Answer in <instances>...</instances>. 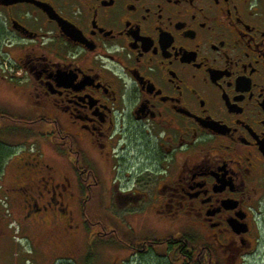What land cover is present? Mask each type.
I'll list each match as a JSON object with an SVG mask.
<instances>
[{
	"label": "flooded vegetation",
	"instance_id": "af4514ba",
	"mask_svg": "<svg viewBox=\"0 0 264 264\" xmlns=\"http://www.w3.org/2000/svg\"><path fill=\"white\" fill-rule=\"evenodd\" d=\"M1 127L0 264H264V0H0Z\"/></svg>",
	"mask_w": 264,
	"mask_h": 264
},
{
	"label": "rangeland",
	"instance_id": "374dc122",
	"mask_svg": "<svg viewBox=\"0 0 264 264\" xmlns=\"http://www.w3.org/2000/svg\"><path fill=\"white\" fill-rule=\"evenodd\" d=\"M2 130H0V139L2 138V140L0 141V146L4 147L6 149L9 150H13L14 152L18 151L21 149L22 145L19 144L22 139L27 138L24 135H18L15 134L13 131L10 130H4L3 127H1ZM10 172L8 171V174ZM11 178V176H10ZM9 179V178H8ZM13 213L14 215L17 216L19 209L17 207H13ZM13 228V227H11ZM40 230V229H39ZM39 230H36L32 233L26 226H14L13 229V234H14V238L19 241V242H23L24 239L27 238V233H32V235H38ZM65 242H62V248L64 247ZM67 244H69V240H67ZM82 245V244H81ZM63 251V249H62ZM95 264H107L106 262H95ZM127 264H145L144 261L141 259H139L138 257L131 259L130 262H128ZM152 264H161L160 262H158V260L156 259H152Z\"/></svg>",
	"mask_w": 264,
	"mask_h": 264
}]
</instances>
